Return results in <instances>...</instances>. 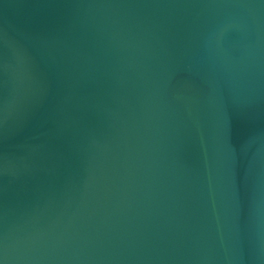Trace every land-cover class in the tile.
<instances>
[{
  "label": "water",
  "instance_id": "water-1",
  "mask_svg": "<svg viewBox=\"0 0 264 264\" xmlns=\"http://www.w3.org/2000/svg\"><path fill=\"white\" fill-rule=\"evenodd\" d=\"M0 264H264V0H0Z\"/></svg>",
  "mask_w": 264,
  "mask_h": 264
}]
</instances>
